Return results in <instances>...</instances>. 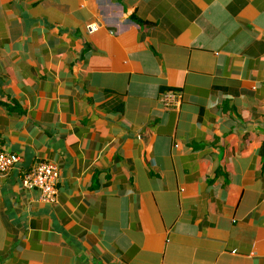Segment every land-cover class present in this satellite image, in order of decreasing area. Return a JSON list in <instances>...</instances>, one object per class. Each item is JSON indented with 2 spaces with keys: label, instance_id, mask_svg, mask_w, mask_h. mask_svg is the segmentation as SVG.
I'll list each match as a JSON object with an SVG mask.
<instances>
[{
  "label": "crops",
  "instance_id": "crops-1",
  "mask_svg": "<svg viewBox=\"0 0 264 264\" xmlns=\"http://www.w3.org/2000/svg\"><path fill=\"white\" fill-rule=\"evenodd\" d=\"M0 152V264H264V0H0Z\"/></svg>",
  "mask_w": 264,
  "mask_h": 264
},
{
  "label": "built area",
  "instance_id": "built-area-1",
  "mask_svg": "<svg viewBox=\"0 0 264 264\" xmlns=\"http://www.w3.org/2000/svg\"><path fill=\"white\" fill-rule=\"evenodd\" d=\"M96 26H90L92 32ZM180 92L169 91L164 94L162 101L166 106L172 107L178 102ZM20 157L16 153L0 152V174H6L16 166ZM60 177V171L56 164L41 161L33 165L22 176V185L26 189H38L39 199L42 202L53 203L57 199V184Z\"/></svg>",
  "mask_w": 264,
  "mask_h": 264
}]
</instances>
